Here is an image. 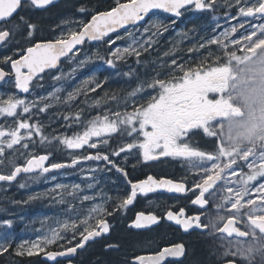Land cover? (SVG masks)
<instances>
[{
	"label": "snow or ice",
	"instance_id": "6c2138e0",
	"mask_svg": "<svg viewBox=\"0 0 264 264\" xmlns=\"http://www.w3.org/2000/svg\"><path fill=\"white\" fill-rule=\"evenodd\" d=\"M27 2L33 7L43 8L52 4L53 0ZM216 2L217 0H117L109 10L97 12L86 22H78L76 30L62 33L57 39L20 49L19 59L5 56L0 63L10 65L12 72L6 73L0 67V81L11 77L16 89L29 93L31 88L39 86L42 79L40 74L45 73L46 69H57L61 58L77 59L80 54L77 46H83L86 41H105L108 38L106 43L111 46L121 39L119 35L111 39V33L126 25L143 21L153 9H164L180 17L183 11L192 7L201 11L212 10ZM23 7L24 0H0V23L12 18ZM228 7L237 9V15L230 16L229 19L264 17V0H231ZM78 11L86 13L87 9L80 7ZM20 21L27 27V37H32L36 25L24 17H20ZM15 27L17 26L14 25ZM154 27L159 29L164 26L156 24ZM242 28V23L232 25L230 29L219 35L206 37L196 47L188 49L189 52H197L200 49L208 50L211 46L219 48L222 56H213L209 51L205 57V61L213 59L212 65L202 61L197 67L185 69L183 64L172 59L173 68L181 75H172L169 79L158 76L150 82H142L129 93V98L134 99L145 87L155 90L156 95L145 104H132L129 110V101L124 99L120 105L123 111L108 109L104 114L87 120L82 125V131L71 136L53 137L50 140L45 135L44 125L34 113L49 109L50 105L44 103L47 97L32 101L18 98L15 94L8 95L7 99L0 97V116L14 118V126L0 125V165L5 163L3 157L6 149L15 150V146H18L28 150L30 144L35 148L36 144L32 143L35 137H39L38 143L42 145L51 144L55 140L68 150L96 149L95 154L89 152L82 157L75 156L70 163H50L47 166L45 161L49 160V153H29L23 163H17L13 158L8 161L11 170L7 174L0 173V181H15L20 174L49 173L55 169L78 165L81 160L102 161L105 163V170L114 169L126 178V168L121 167L114 158L124 154V160L127 161L133 150H139L144 162L160 157L177 158L190 165V169H195L191 174L196 179L191 186L183 181L156 179L151 175L136 182L129 180V192L123 197H117L113 211L126 209L138 195H147L157 190L179 194L189 191L198 193L190 202L200 208L208 205L209 200L218 199L217 215L212 219L205 217V223L201 222L203 213L188 215L181 208L176 212L167 210L163 217L154 212H139L132 226L137 229L145 228L166 219L185 232L192 229L208 230L209 235L218 234L221 238L235 234L237 240H229L230 247L225 253L233 257L229 264H235L237 258L242 264H257L259 258V264H264V182H258L260 178H264V24L252 25L248 34L241 39H231L232 34ZM144 31L149 32L147 28ZM13 34L0 28V42H6ZM150 36L149 33V39L139 49L132 46L116 47L108 55L121 62L126 56L140 57L147 50L146 45L152 43ZM242 43V55L229 50V44L239 47ZM114 59H107V65L115 67ZM85 62L86 60L79 61L80 64ZM61 78L54 77L56 80ZM100 86L97 82L96 87ZM91 91L95 92V88ZM210 94H214V98H209ZM72 98V94H69V99ZM110 98L119 102L114 94ZM41 103L43 107H40ZM100 103V100L96 101V104ZM64 119L68 120L69 117L65 116ZM71 119L79 124L81 114L77 112ZM198 133L213 142L210 149L194 146L191 139ZM113 134H123L125 138H130V142H125L114 150H102L101 146L108 145V138ZM245 168L249 171L245 172ZM236 177L239 178L233 179ZM56 188L67 192L65 185L57 184ZM79 188V185H73L72 191ZM91 199L94 197H83L85 201ZM221 212L225 214H220ZM81 215L83 219L79 218ZM111 215L112 212L103 204H96L86 213H77V219L63 221L58 229H50L48 235L34 242L24 241L17 245L15 254L32 257L44 253L51 260L71 256L78 249H83L89 241L110 231L107 217ZM3 223L11 226L12 221L5 220ZM69 232L72 238L67 240L68 246L63 251H47L49 246L58 245L61 240H65V234ZM240 237L249 239L245 242ZM72 241L76 243L73 245ZM11 247L12 244L6 237H0V254L7 253ZM106 247L118 248V245L108 244ZM185 253V245L177 243L155 254L136 256L134 259L138 264H163L166 257L180 258Z\"/></svg>",
	"mask_w": 264,
	"mask_h": 264
},
{
	"label": "rangeland",
	"instance_id": "374dc122",
	"mask_svg": "<svg viewBox=\"0 0 264 264\" xmlns=\"http://www.w3.org/2000/svg\"><path fill=\"white\" fill-rule=\"evenodd\" d=\"M114 1L117 2V0ZM122 1L126 0H120V2ZM230 2L231 0H217L215 8L207 10L209 15L204 14L199 17L196 15L189 16L192 11L187 10L185 14H188V17L184 25L178 28L168 16L159 13L153 14L151 20L145 26L131 28L119 34L121 39L116 40L114 45L109 46L106 39L102 43L89 44L80 49L78 58L67 59V67L61 73L55 75V77L61 76L60 80L53 78L54 83L46 91L41 93L35 90L33 94L22 98H27L29 101L37 100L39 97L48 98L44 103L50 105L49 109L42 113H34V116L44 124V120L40 116L47 114L49 119L47 122L52 125L51 130L54 137L71 136L81 132L82 125L87 120L98 114H104L108 109L123 111L120 105L123 104L124 99L129 101V110H131L132 104H145L152 96L156 95L155 90L145 87L136 94L134 99L129 98V93L142 82H150L158 76L162 79H169L172 75H181L182 73L173 68L172 59H176L178 64H183L185 69L197 67L202 61L212 65L213 59L209 58L205 61V57L208 56L209 51L213 53V56H222L219 48L211 46L208 50L200 49L197 52H189L188 49L196 47L206 37L219 35L220 32L230 29L232 25L242 23L244 28L233 33L231 39H241L243 35L248 34L252 25H259L255 17L229 19L230 16L237 15L235 7H228ZM66 6L67 10L61 14L52 10L47 14H42L40 20L38 19L40 24L45 22L48 26L55 28V31H57L55 32L56 38H59L62 33L66 34L67 31L76 30L78 22H86L93 14L110 9H105L99 3L93 6H85V3L77 0H67V3L62 7ZM114 6L115 4L111 8ZM80 7L86 8L87 12L80 13L78 11ZM36 16L32 17V14H29L27 20L37 26L36 22H32L34 18L37 19ZM156 24H161L164 27L157 29L154 27ZM146 28L149 30L148 33L144 31ZM149 33L151 34L152 43L146 45L147 50L142 52L140 57L126 56L125 60L121 62L108 55L109 51L114 50L116 47L132 46L139 49L140 45L149 39ZM110 38L115 39L116 36ZM242 49L243 43L239 47L229 44L230 51L243 54ZM100 57H103V59ZM107 59H114L115 67L107 65ZM85 60V63H79V61ZM169 69H172V71L170 72ZM97 82L100 83V87H96ZM92 88H95V92L91 91ZM69 94H72V99H69ZM113 94L119 102L111 100L110 97ZM106 96L108 99H104ZM0 97L7 99L8 95L0 93ZM54 97H59V99ZM97 100H100L101 103L96 104ZM40 107H43L42 103ZM77 112L81 114L82 118L79 124L71 119ZM65 116H68L69 119L65 120ZM0 125L12 127L14 126V118L0 116ZM38 139V137H35L32 141L36 144L35 148H32L31 144L28 150L15 146V150L6 149L5 154L11 160L13 158L15 160H25L29 153H35L37 148L42 146L38 143ZM45 147L54 155L61 156L62 161L65 162H71L75 156L82 157L89 152L93 154L96 152V149L87 148L84 150H68L55 140ZM101 147L102 150H112L109 145H102ZM99 168L100 161L85 163L84 160H81L78 165L72 166L71 169L61 173L47 176H25L15 183L5 185L4 190L0 188V199H11L15 204L11 203L10 206L5 207V203H0V207H2L0 213L10 214L12 212L15 214L14 218L1 219L0 217V237H6L12 245H19L24 241L34 242L38 238L48 235L50 229H58L61 222L67 221V198H69V193H72L73 185H79L80 188L89 187V185H103L102 179L104 178L101 171L97 170ZM92 169L95 171H91ZM244 171L249 170L245 168ZM237 178L239 177L233 179ZM258 182H264V178H260ZM57 184L65 185L67 192L64 189H57ZM20 185H24V187ZM15 192L21 193V195L28 194L25 201L28 204L27 206L16 204L20 198L15 196ZM75 193L77 196L82 194L80 189ZM62 195L63 202H61ZM5 220H11V226L5 225L3 223ZM65 235L66 239L59 242L63 247L67 246V233Z\"/></svg>",
	"mask_w": 264,
	"mask_h": 264
},
{
	"label": "flooded vegetation",
	"instance_id": "af4514ba",
	"mask_svg": "<svg viewBox=\"0 0 264 264\" xmlns=\"http://www.w3.org/2000/svg\"><path fill=\"white\" fill-rule=\"evenodd\" d=\"M66 3L67 0H62L58 4L39 10L29 5L26 1L24 2V7L15 17L0 23V28H4L14 33L10 39L0 45V61H2L5 56H12L13 59H19V55L21 54L19 52L20 49H26L27 47L33 46L35 43L57 39L55 35V32L57 31H55V28L39 25L40 16L42 14H47V12L52 11L57 7L66 10V7H62ZM188 10L192 11L189 16L196 15L199 17L201 15L208 14L207 11H199L194 7L189 8ZM185 12L179 18H172L167 14L163 15L172 19L178 28L184 25L186 18L188 17V14H185ZM29 14H32V17L37 15V19L35 20L34 18L32 20L33 23L36 22L37 26L30 38L27 37V27L18 24L21 23L20 17H24L27 20ZM151 18L147 19L145 23L140 26L142 27L148 24ZM255 18H257L256 22L259 25L264 24V17L256 16ZM14 25L17 27L14 28ZM237 55H242V53L237 52ZM0 67H3L6 73L12 72L10 65L0 63ZM66 67L67 58L60 61L57 69L46 70L45 73L40 74L42 79L39 81V86L31 88L30 92L25 95L21 94L18 89L14 87V80L11 77H7L0 83V93L7 95L15 94L18 98L27 97L33 94L35 90L42 93L49 89L50 85L54 83L52 79L55 75L61 73V71ZM209 98H214V94H210ZM40 117L44 120V133L51 140L54 137V133L51 130V123L47 122L49 121L48 116L47 114H43ZM108 139L110 140L111 146L112 144H115L116 146L114 148L112 147V150L116 149L119 145L125 142H130V138H125L123 134H113L112 137ZM137 139L139 138L137 137ZM191 142L194 146L204 150L210 149L213 143L202 133L194 135ZM45 146L46 145H42L40 148L38 147L35 153H49L48 164L70 163L62 161L61 156L54 155ZM114 159H117V162L121 167L126 168L128 172V176L126 178L114 169L111 171L105 170V163L100 161V168L97 170L101 171L104 178L102 179L103 185L98 184L97 186L92 187H81L79 188L82 193L81 196H77L76 193L72 191V193H69V198H67V220L77 219V213H86L87 210L94 205L103 204L107 207L109 212H112V215L107 217L110 225V231L103 234L101 237L96 238L94 241H89L83 249L77 250L74 257L68 258L67 261H59L55 264H69V262H71V264H138V262L134 259L136 256L152 255L159 252L163 248L170 246L171 244L177 243H183L185 245V255L180 258L166 257L163 264H229V261L233 260V257L225 255V253L230 247L229 240L233 242L237 240L235 234H233L232 237H227L225 235V237L221 238L218 234L209 235L208 230L201 231L199 229H192L185 232L180 226L176 225L174 222L167 221L166 219H162L157 225H151L145 228L137 229L132 226L133 221L139 212H145L146 214L154 212L156 215L163 217L167 210L176 212L181 208H184L188 215L203 213L201 216V222L205 223L207 222L205 217L212 219L217 215L216 204L219 203L218 199L215 201L209 200L208 205L204 208H200L199 206L192 205L190 202L194 199L195 194L198 193L189 191L179 194L170 193L166 190H157L156 192L149 193L147 195H138L134 203L129 205L126 209L113 211L117 203V197H123L130 190V185L127 181L130 180L132 182H136L138 180H144L147 176L151 175L156 179L167 178L174 181H183L191 186L193 180L196 179L194 175L191 174L195 172V169H190V165L186 162L171 157H160L154 161L144 162L139 150H133L131 155L128 156L127 161L124 160V154H121V157ZM4 160L5 163L0 165V173L7 174L11 170L10 166H8V161L11 159H8V155L5 154ZM89 161H85V163H88ZM16 162L23 163L24 160L17 159ZM71 168L72 167H66L56 172L44 173L41 175L47 176L58 174ZM32 175L37 174H23L17 179V181L25 176ZM7 184L10 183H0V188L3 189ZM14 194L20 198V200L16 202L18 206L28 205L25 203L28 195L27 193L21 195V193L15 192ZM84 196L94 197V199L85 201L83 200ZM105 197H109L110 199H105ZM0 203H5V207L10 206L11 203L15 205L14 201L7 198L1 200ZM73 209H75V211H73ZM0 210H2V207H0ZM220 214L225 213L221 212ZM0 217L1 219L8 217L14 218L15 214L12 212H10V214L2 212L0 213ZM79 218L83 219V215ZM242 230L246 229L242 228ZM71 238V233H67V240H71ZM239 239L247 242L249 238L240 237ZM75 243L76 241H72L73 245ZM108 244L118 245V248H107L106 245ZM67 246L65 245V247ZM63 249L64 247L59 246L58 249L50 250ZM43 254L44 253H40L39 255L32 257L27 255L18 256L15 254V251L9 250L7 253L0 254V264H50L43 261ZM235 264H242V261L237 258L235 260ZM257 264H259V258H257Z\"/></svg>",
	"mask_w": 264,
	"mask_h": 264
},
{
	"label": "water",
	"instance_id": "95a60500",
	"mask_svg": "<svg viewBox=\"0 0 264 264\" xmlns=\"http://www.w3.org/2000/svg\"><path fill=\"white\" fill-rule=\"evenodd\" d=\"M27 0H24V2H26ZM62 0H53V3L52 4H50V5H47V6H45V7H43V8H40V7H35V8H37V9H39V10H43V9H46V8H48V7H50V6H52V5H55V4H58L59 2H61ZM78 1H81V0H78ZM122 2H126V1H122ZM22 9V8H21ZM21 9H18V11H17V13L16 14H14V16L13 17H15L18 13H19V11L21 10ZM103 11H107V10H103ZM199 11H201V10H199ZM101 12V11H100ZM154 13H164V14H169L171 17H173V18H176V16L173 14V13H169V12H167L166 10H164V9H153V10H151L149 13H148V15L147 16H145V18H144V20L143 21H140V22H137L136 24H133V25H126L125 26V28H123V29H118L117 30V32H115V33H111L110 34V37L111 36H116V35H119V34H121L122 32H124V31H126V30H128V29H130V28H132V27H134V26H138V25H141V24H143L152 14H154ZM96 14V13H95ZM94 15V14H93ZM12 17V18H13ZM181 17V16H180ZM12 18H9L8 20H10V19H12ZM91 19V17L89 18V20ZM7 20V21H8ZM105 39H107V38H105ZM100 42H102V41H86L85 42V44L83 45V46H77L78 47V49H81V48H83L86 44H88V43H90V44H96V43H100ZM4 42H0V45H2ZM39 43H41V42H39ZM63 59H65V58H61V61L63 60ZM60 64V63H59ZM58 67H59V65H58ZM57 67V68H58ZM47 70V69H46ZM45 70V71H46ZM2 81H0V83H1ZM18 91L21 93V94H23V95H25V94H28V93H23V92H21L19 89H18ZM48 163H49V160L48 161H45V166H47L48 165ZM58 170H60V169H55V170H52L51 172H56V171H58ZM50 173V172H49ZM21 175H23V174H20V175H18L17 176V179L21 176ZM17 179L15 180V181H17ZM15 181H11V182H8V183H14ZM5 181H0V183H4ZM64 250V249H63ZM63 250H49V251H63ZM76 255V253L75 254H72L71 256H60V257H57L56 258V260H51V259H49V258H47V256L45 255V254H43L42 255V259H43V261H45V262H47V263H50V264H55V263H57V262H59V261H67V259L68 258H72V257H74Z\"/></svg>",
	"mask_w": 264,
	"mask_h": 264
},
{
	"label": "trees",
	"instance_id": "16d2710c",
	"mask_svg": "<svg viewBox=\"0 0 264 264\" xmlns=\"http://www.w3.org/2000/svg\"><path fill=\"white\" fill-rule=\"evenodd\" d=\"M72 1H74V0H72ZM81 3H85V6L86 5H91V6H93V5H96V4H102V6L105 8V9H108V8H111V6H113L114 4H116V2L114 1V0H103V2H102V0H81L80 1ZM59 7H57V8H55L54 10L57 12L58 11V13L59 14H61V13H63V11H65V10H63L62 8H59ZM103 8V9H104ZM66 10H67V6H66ZM49 12H51V11H49ZM49 12H47V13H49ZM91 17V16H90ZM89 17V18H90ZM88 18V19H89ZM19 25H22L21 23H18ZM39 25H41V26H45V27H49L48 26V24L47 23H45V22H42V24H40L39 23ZM90 45H92V44H90ZM109 147H110V149H112V147L114 148V147H116L115 146V144H112V146L110 145V140H109ZM59 246H60V244H58V245H53V246H49L48 248H47V250H50V249H58L59 248ZM16 247H17V244H14V245H12V247L9 249V250H11V251H15V249H16ZM42 254V253H41ZM42 264V263H41Z\"/></svg>",
	"mask_w": 264,
	"mask_h": 264
}]
</instances>
